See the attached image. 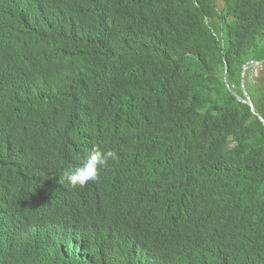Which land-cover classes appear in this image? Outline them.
<instances>
[{
    "label": "trees",
    "instance_id": "obj_1",
    "mask_svg": "<svg viewBox=\"0 0 264 264\" xmlns=\"http://www.w3.org/2000/svg\"><path fill=\"white\" fill-rule=\"evenodd\" d=\"M256 64L264 67V0H0L8 207L44 173V193L52 185L56 195L31 199L23 230L74 213L79 195L130 188L144 213L163 208L154 219L186 225L189 249L225 228L206 264H264V123L243 102L246 90L264 119ZM8 147L21 157L6 162ZM94 148L119 158L96 181L63 184ZM27 241L44 246L17 234L2 255L50 264Z\"/></svg>",
    "mask_w": 264,
    "mask_h": 264
},
{
    "label": "clouds",
    "instance_id": "obj_2",
    "mask_svg": "<svg viewBox=\"0 0 264 264\" xmlns=\"http://www.w3.org/2000/svg\"><path fill=\"white\" fill-rule=\"evenodd\" d=\"M7 152L6 162L22 155L9 147ZM118 158L113 150L94 148L82 165L63 176L62 183L72 188L83 187L89 181L98 180L99 171ZM44 175L37 181L29 180V187L35 189L22 193L10 207L9 192L0 186V264H12L1 249L10 246L17 234L44 237V246L38 251L32 249H38L39 245L27 241L28 253L50 264H206L207 257L215 254L220 234L225 231V228L216 230L203 245L189 249L185 246L186 225L178 219L167 217L165 220L162 215L160 221L154 219L153 215L161 214L163 208L144 213L139 204L141 194L130 188L111 197L97 195L93 199L79 195L74 213H71L74 207L70 206L69 215L57 213L52 218L31 219L29 230H23L30 218L25 210L30 207L31 199L38 195L39 199H49L56 195L52 185L44 193L50 182L49 174ZM16 223L21 227L19 231ZM23 260L24 256L22 264Z\"/></svg>",
    "mask_w": 264,
    "mask_h": 264
},
{
    "label": "water",
    "instance_id": "obj_3",
    "mask_svg": "<svg viewBox=\"0 0 264 264\" xmlns=\"http://www.w3.org/2000/svg\"><path fill=\"white\" fill-rule=\"evenodd\" d=\"M246 70H247V69L244 68L243 78H242L243 87H244V79H245V75H246ZM244 92H245L246 99H244L243 102L246 103V104H248V105L252 108L253 112H254V113L260 118V120L264 123V119H263L260 115H258V114L255 112L254 103H253V101L251 100V97L249 96V94L247 93L246 90H244Z\"/></svg>",
    "mask_w": 264,
    "mask_h": 264
},
{
    "label": "rangeland",
    "instance_id": "obj_4",
    "mask_svg": "<svg viewBox=\"0 0 264 264\" xmlns=\"http://www.w3.org/2000/svg\"><path fill=\"white\" fill-rule=\"evenodd\" d=\"M246 69H250V66L248 68L246 67ZM251 70H252V75H251L250 79H254V78H258L262 75L264 67H262L259 64H256L255 67H251Z\"/></svg>",
    "mask_w": 264,
    "mask_h": 264
},
{
    "label": "bare ground",
    "instance_id": "obj_5",
    "mask_svg": "<svg viewBox=\"0 0 264 264\" xmlns=\"http://www.w3.org/2000/svg\"><path fill=\"white\" fill-rule=\"evenodd\" d=\"M97 15H98V14H97ZM110 233H111V232H110ZM88 238H89V237H86L85 240L90 241ZM138 242L141 243L140 241H138ZM119 243H122V242H119ZM86 261H87V258H86Z\"/></svg>",
    "mask_w": 264,
    "mask_h": 264
}]
</instances>
